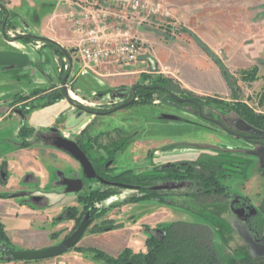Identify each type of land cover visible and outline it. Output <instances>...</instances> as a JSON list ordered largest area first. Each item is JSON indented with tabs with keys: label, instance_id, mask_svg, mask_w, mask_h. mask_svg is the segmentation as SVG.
<instances>
[{
	"label": "rangeland",
	"instance_id": "374dc122",
	"mask_svg": "<svg viewBox=\"0 0 264 264\" xmlns=\"http://www.w3.org/2000/svg\"><path fill=\"white\" fill-rule=\"evenodd\" d=\"M14 1L10 0L9 3ZM44 1L49 2L50 0L42 2ZM151 1L160 2L171 12V16L168 17L170 23L161 26L159 20H156L149 26L148 31L153 37L162 42H173L177 39V35L180 34L186 38L189 34L207 55L209 54L203 45L210 49L214 55L210 58L217 64L222 74L223 68L228 70V78L223 74L225 83L222 87L218 86L216 91L209 93L194 92L161 74L155 76L172 80L168 83L175 89L176 96L204 101V111L212 114L215 118H220L230 129H239L244 120L242 114L235 109L236 104H243L253 113L264 115V60L261 59L257 65V78L254 81H243V70H241L243 41L246 43L250 39L243 38V34L245 31L252 30L264 32V0H209L212 2L210 5L212 8L205 9V11L203 9L209 8L208 5L195 4L192 1L188 2L189 0ZM183 1L188 4L181 6L183 9L182 19L173 18V14L178 10L176 3L182 4ZM198 10L199 12L203 11V14L196 15ZM256 12L258 14L255 17ZM2 16L0 13V18ZM161 18L164 19V17ZM13 22L17 27L9 31L11 36H17V32L22 31L21 28L31 35H39L31 20L20 15ZM194 32L199 34L209 47ZM3 38V24L2 26L0 24V45L4 43L3 46H6L7 44L2 41ZM3 46L1 45V47ZM15 46L30 55L34 66L31 63L32 65L29 64L25 68L10 70L0 67V106H8L16 93L25 94L35 87L46 85L52 81L51 76L57 69V57L51 47H41L22 41H18ZM42 68L46 71V75ZM118 92L115 91L111 94L109 99L101 94L80 100L87 104L88 108L112 109L114 111L121 109L120 103H116L119 98ZM160 95L152 97L153 105L130 107L114 115L92 116L88 112H81V117L75 118L73 111L69 115L68 111H64V108H36L27 117V122L39 129L53 124L63 134H69L75 130V134H78L85 124L89 125V134H95L97 130L121 127L131 136L129 147L113 148L114 145L111 144L114 142L113 140H110L108 144L107 140H104V146L107 144L104 151L95 146L89 148L90 155L94 158L100 157L99 160L106 164V169L110 170L112 174L115 169L117 173L126 169H132L135 173H146L157 165L166 164L168 160H184L185 163H193L198 159L219 154L223 150L232 154H240L243 156V160L250 162L249 167L243 168V177L234 174L233 176L236 177L225 181L231 188V198L214 203L202 202L194 196L186 195L169 196L164 202L136 201L141 198L138 196L139 192L110 188L118 192V195L89 201V204L102 210L103 213L84 234L82 244L86 242L89 249L92 250L80 252L93 254L95 253L94 249L115 255L127 251L131 254H146L151 246L146 243V239L154 236L150 230L155 232V236L160 237L167 224L175 220H185L208 224L212 228L216 247L226 263L234 258L264 257V212L262 210V205L264 206V168L260 167L262 160L258 156L249 154L251 150L247 149H251L252 144L241 142L236 144L237 139L229 134H223L221 129L210 124V129L221 134L213 135L208 128L203 126L201 120L196 119L199 115L196 114L195 117L194 110L189 105L183 104L177 109L170 107L171 105L165 101L163 105H160L162 103L158 101L166 97L164 94ZM164 105L165 107H163ZM71 116L73 121L66 126L67 119ZM189 119L199 123L196 124ZM78 123L82 125L77 129L73 128L74 131L67 128ZM17 126L14 123L0 132V140L3 137H8L10 141L16 139ZM246 131L251 132L250 129ZM90 145L92 146V144ZM7 146L11 147L12 143L6 142L4 147L7 148ZM255 147L260 150L263 146L258 144ZM12 150L15 149H8L10 160ZM57 151L59 150L41 146L15 150L12 157H17L21 164H24V169H20L19 162L15 164L14 161H9L11 163V179L7 184L8 187L4 190L6 195L18 191L17 182L21 177L24 178L26 163L32 158L39 161V164L34 165L39 172L36 182L41 191L51 187L48 183L53 178V170L55 179L57 178L56 170L61 174H67L70 167V170H73L72 166L74 165L76 166L75 170L78 169L77 164L71 161L66 154ZM1 153H3L2 150ZM110 159L116 163L106 161ZM87 185L89 188H107L96 181H87ZM26 200L28 199H0V222L7 234L6 237L0 236V244L3 243L15 250L35 249L47 246L50 241L48 237L52 235H55L57 240L61 239L74 226L73 220L61 221L56 218L54 223L51 222V216L53 214L58 216L61 207L65 205L64 197H55L56 212L48 208L46 203L35 205L31 201L26 202ZM25 204L32 205L35 211L33 212ZM71 204H74V201ZM46 242L47 244H45ZM79 245L75 250L70 251V257L78 255ZM67 258L69 256L56 257L43 262H52V264H73L75 262L73 259L68 260ZM89 258L96 257L89 256ZM89 258L77 262L79 264L103 262L101 259L93 262ZM0 260L14 262L3 256L1 250Z\"/></svg>",
	"mask_w": 264,
	"mask_h": 264
},
{
	"label": "flooded vegetation",
	"instance_id": "af4514ba",
	"mask_svg": "<svg viewBox=\"0 0 264 264\" xmlns=\"http://www.w3.org/2000/svg\"><path fill=\"white\" fill-rule=\"evenodd\" d=\"M10 0H0V13L3 15L2 18H0V24L2 26L3 24V33L4 38L2 39L3 42H5L7 45L3 46L4 43L0 45V50L2 51H15V52H21L24 53L19 49V47L15 46V44L18 43V41L26 42L28 44H34V45H40L41 47H51L53 53L57 55L60 59L63 57L67 58L69 55L66 53V49L63 52L58 51L56 47L49 45L47 42L43 41L41 36L39 35H31L25 31V29L21 28L22 31H18L17 36H11L9 34L10 30L15 29L17 26L14 24L13 20L18 18L20 15L18 13H14L9 10L8 5ZM20 28V27H18ZM23 36H30L31 39L26 40L23 38ZM26 54V53H24ZM28 56V62L27 66L33 62L32 58L29 54H26ZM59 59H57L58 61ZM37 61V60H36ZM33 64V63H32ZM31 64V65H32ZM59 64V61H58ZM34 66V64H33ZM4 70H10V69H21L17 67H9V66H1ZM24 67V68H25ZM158 76H143L139 81H137L135 84H133L129 89L127 90H121L118 92V97L116 103H120L119 107L121 106V109L118 110H102L100 108L92 109L88 108L87 104H84L82 100L87 98V95L78 97L77 95H74L73 93L76 91V84L74 79L70 78L69 76L60 75L58 79L49 81L44 86H38L35 87L33 90H31L28 93H16L13 100L8 104V106H0V132H3L8 127L13 125H18V131H17V137L16 139H13L10 141L8 137H3L0 140V151L2 150L3 153L0 154V199H6V198H24L28 199L26 202L34 203L35 205H38L39 203H46V206L53 210V212H56L57 206L55 204V197H64V203L65 205L61 207V212H58V216L52 215L51 216V222L54 223L55 220H73L74 226L70 230L68 234H66L61 239L57 240V237L55 235H52L48 237L50 240L49 243L47 242V246L43 247H37L36 249H42L45 247H50L54 245H58L61 242H63L65 239L70 237L79 227V225L85 220L89 219L90 223L86 230L91 226L94 221L97 218H100L102 216L103 211L96 209L95 206L88 205V197H101V196H113L118 195V192L115 190H112L110 188L120 189V190H133L137 191L140 194L138 196H141L142 199L140 200H155L158 202H164L167 197L173 196V195H186V196H194L198 200L202 202H209L214 203L217 201H225L227 199L231 198V188L229 185L225 183V181L231 177H236L237 175L243 177V156L240 154H232L229 151L223 150L219 154H214V156H209L205 159H210L213 163L214 170L217 172L216 177L229 189L228 194L224 195H213L212 197H208V199L204 198V195L202 194V190L200 188V183L198 180V176L195 178H186L184 177L183 173V167L182 165L185 163L184 160H168L166 164H161L153 167L146 173H135L132 169H126L121 172L114 171V174L110 172V170L106 169V164L103 163L101 160H99L100 157L94 158L90 155V149L91 147H97L101 148L102 151H104V147L110 142V140H113L114 142H111L114 146L113 148L122 149L125 147H129L131 144V136H129L124 129L121 127H114L110 130H97L95 134H89V125L85 124L80 132L78 134H75L76 130L74 129L79 128L82 124L78 123L75 126L72 125L70 127H67L69 130H72L74 132L69 134H63L62 132L58 130L59 128L54 127L53 124L47 126L46 128L39 129L36 126L30 124L27 122V117L30 115L31 111L36 108H50L58 103L63 102L65 107L64 111H68L69 115L70 113H73V117L80 118L82 114L81 112H88L92 116H100V115H114L119 111H124L127 108L130 107H137L142 105H153L150 103H141L143 99L147 98V96L150 97L149 92L151 93V98L156 96H161L160 94H164L166 97L163 100H160L158 102H161L163 105V102L165 101L167 104L171 105L170 107L178 108L179 106L183 104H187L191 107V109L194 110L191 111L195 114V117L197 115L198 120H201L203 126L209 129V131L216 136L221 135L220 133H216L212 129H210V124L214 127H218L222 130L223 134H229L233 136L238 141H235L241 143H248L252 144L251 149L255 148L256 145L263 143L264 140H258L254 139L256 138L254 135L248 133L246 130L250 129H243V123L239 127V129H230L223 121L219 118H215L212 114L206 113L204 111V104L205 102H200L193 99H187V98H181L175 95V89H173L168 82L166 81H157ZM66 79V83L63 84V80ZM64 87L67 88V93L64 91ZM47 89V92H55L59 91L62 93L63 97L59 99L58 101L54 103H47L42 99L43 96H45V93H38L35 94L36 91ZM163 96V95H162ZM122 97V98H121ZM153 100V99H151ZM113 103V102H112ZM103 104V102H102ZM101 107V106H99ZM165 107V105L163 106ZM177 111V110H175ZM110 112V113H108ZM197 114V115H196ZM243 117V115H241ZM72 116L67 119L66 126L72 123L73 118ZM194 117V118H195ZM196 124L199 122L189 119ZM11 122V123H10ZM64 137L66 139H69L73 142H75L80 149L85 153L87 158L89 159L96 176L89 178L87 173L84 170L83 165L79 160H77L73 155L66 152L63 149L58 148L55 145V140L57 137ZM221 137V136H220ZM104 140H107V144L104 146ZM244 141V142H243ZM6 142L12 143V146L4 147ZM115 143V144H114ZM92 144V146L90 145ZM117 145V146H115ZM241 145V144H238ZM51 147L58 149L62 152H64L74 163L77 164L78 169L75 170L76 166L73 170H70L67 174H61V172L56 170V176L57 178L54 179V170L52 173L53 178L49 181L48 185L51 186L47 189H39V184H37L36 180L39 178V172L35 168L34 164H39L38 159L32 158L30 161L26 163V174H24V178H20L17 182V187L19 188L18 191L9 193L6 195L5 188H7V184H9V181L11 179V163L9 161H14L15 164L19 162L20 169H24V164H21L19 159L17 157H12L15 153V150H20L23 148H35V147ZM90 148V149H89ZM5 149V151H4ZM7 149V150H6ZM8 149H15L10 152L11 154V160L9 159V152ZM234 156V158H232ZM39 158V156H38ZM46 159V158H45ZM205 159H198L197 163L201 160ZM234 160L235 166H231V160ZM105 160V159H104ZM110 162H115L113 159L106 160ZM116 163V162H115ZM221 163V165H220ZM219 164V166L217 165ZM71 166V165H70ZM232 168H235V170L239 172H232ZM112 171V172H113ZM22 174V176H23ZM236 176H233V175ZM50 176V175H49ZM65 180H73L71 183H65ZM81 181V182H79ZM87 181H96L100 184L106 186V189H101L99 187L96 188H89L87 185ZM56 185V186H55ZM78 186H81L80 189L76 190L73 188H76ZM71 188V189H69ZM41 192V193H40ZM44 192V193H42ZM135 197V196H134ZM139 200V201H140ZM72 201H74V204H71ZM23 207L24 205H20ZM26 207L31 209L33 212L35 211V208L30 204H25ZM44 206V207H46ZM57 218V219H56ZM177 221H185V220H175L172 222ZM170 222V223H172ZM185 222H191V221H185ZM196 223V222H192ZM204 224V223H203ZM85 230V232H86ZM84 232V234H85ZM150 233L153 234V237H149L146 239V243H149V240L153 238L154 240L160 241L163 239L165 231L163 229L162 235L160 237L155 236V232L153 230H150ZM84 234L80 238V240L75 244L69 251L64 252L62 254L49 257L46 259H40V260H32V261H49L56 257H63V256H69L67 258L68 260L73 259L75 262L73 264H79L77 261H83L91 257H95V253L93 254H86L81 253L80 251H87L89 249V245L84 242ZM7 235V234H6ZM80 244V245H79ZM79 245V252L78 255H72L70 254V251L75 250L76 247ZM26 250V249H23ZM3 256L6 258L8 257L7 254L3 251ZM124 253V252H123ZM122 252L118 253V255H115L113 253H105L107 256L115 259L114 261H107L103 258H89V260L98 261L99 259L103 260V262H97L96 264H137L135 261V257L138 254H130L124 256ZM9 259V258H8ZM10 260V259H9ZM72 260V261H73ZM55 264V263H54ZM92 264V263H91Z\"/></svg>",
	"mask_w": 264,
	"mask_h": 264
},
{
	"label": "crops",
	"instance_id": "0c3cea01",
	"mask_svg": "<svg viewBox=\"0 0 264 264\" xmlns=\"http://www.w3.org/2000/svg\"><path fill=\"white\" fill-rule=\"evenodd\" d=\"M42 1L15 0L8 5V8L10 11L31 20L33 26L38 30L39 36L49 38L66 49L69 53L68 59L65 57L60 59L56 55L59 64L51 78L54 81L63 74L71 79L73 78L77 86L73 94L78 97L102 94L103 97L109 99L115 91L129 89L143 76L160 74L197 93L214 92L218 86L222 87L225 83L223 74L217 64L189 34L185 38L178 33L177 39L173 42H162L153 37L151 32L148 31L149 26L156 20H159L160 25L163 26L165 23H170V18L155 17L150 20L124 13V18H122L121 23H118L120 26H116V20L111 18L110 25L114 28V31H111L110 37L113 39L121 37L141 39L145 48L143 54L138 61L133 63L103 62L94 66H85L82 60L75 55L81 37L79 32L75 30V25L77 22H82L85 26H94L99 20H93L90 11L95 10L89 5L88 0ZM191 1L195 4L208 5L209 8L205 7L204 11L212 8L210 7L212 2L209 0H189L188 2ZM183 2L182 4L176 3L178 10L173 14V18L182 19L183 9L181 6L188 4L186 1ZM185 11L189 12L188 10ZM202 14L203 11L199 12V10L196 13V15ZM257 14L256 12L255 17ZM194 33L201 38L199 34ZM243 38H250L246 43L243 41V66H241V70L245 71L258 65L261 59L264 60V32L262 30L245 31ZM201 40L205 42L202 38ZM205 44L207 45L206 42ZM155 69L158 70L155 71ZM42 70L45 74L46 71L43 68ZM64 105L66 104L61 102L52 107L63 109ZM53 150L55 149L53 148ZM57 152L64 153L60 150ZM23 220L25 221V219ZM26 221L29 220L26 219ZM0 264H52V262H9L0 260Z\"/></svg>",
	"mask_w": 264,
	"mask_h": 264
},
{
	"label": "trees",
	"instance_id": "16d2710c",
	"mask_svg": "<svg viewBox=\"0 0 264 264\" xmlns=\"http://www.w3.org/2000/svg\"><path fill=\"white\" fill-rule=\"evenodd\" d=\"M24 39H31L30 36H23ZM43 41L47 42L49 45L57 48L58 51L63 52V49L58 43L47 39L46 37H41ZM209 56H214L210 49L203 45ZM67 53V51H66ZM258 66L255 65L251 70H245L242 73V78L244 81H254L257 78ZM223 74L228 78V70L223 68ZM172 81L162 76L157 77V81ZM45 93L42 97L44 101L49 104L54 103L63 97L62 93L59 91L47 92V89L38 90L35 94ZM151 93L149 96L143 99L141 103H150L152 100ZM235 109L243 115V119L253 128L257 130H264V115H257L253 113L248 107L243 104H236ZM110 113V112H108ZM255 135L254 132H251ZM254 139L262 140L263 138L256 137ZM234 158V156H232ZM231 166L234 167V160H231ZM250 162L248 160H243V168L249 167ZM219 166V164H217ZM221 165V163H220ZM213 163L210 159L201 160L200 162L184 163L183 173L186 178H197L200 183V188L204 198L212 197L213 195H224L228 194V187L224 185L218 177H216L217 172L214 170ZM232 172H236L235 168H232ZM238 172V171H237ZM101 197H88L89 201L94 199H102ZM142 198H138L139 201ZM262 210L264 212V206L262 205ZM164 237L162 240L157 241L151 238L149 244L151 245L146 254H138L135 257L137 264H264V257L259 258H234L230 262L226 263L214 241V232L208 224L203 223H192L185 221H177L167 224L164 227ZM0 236L6 237L4 232V226L0 222ZM3 247H7L3 243L0 244V250ZM92 250V249H89ZM95 251L96 258H103L107 261H114L115 259L107 256L104 252L98 250ZM131 253L124 252V256H128Z\"/></svg>",
	"mask_w": 264,
	"mask_h": 264
},
{
	"label": "built area",
	"instance_id": "2783aa9c",
	"mask_svg": "<svg viewBox=\"0 0 264 264\" xmlns=\"http://www.w3.org/2000/svg\"><path fill=\"white\" fill-rule=\"evenodd\" d=\"M95 11H90L93 20H99L94 26H85L77 22L75 30L81 35L75 55L85 66H94L103 62L133 63L140 59L145 48L143 41L136 37H110L114 29L111 18L120 26L123 14L139 16L152 20L155 17L168 18L170 10L158 1L151 0H88ZM114 31V30H113Z\"/></svg>",
	"mask_w": 264,
	"mask_h": 264
},
{
	"label": "water",
	"instance_id": "95a60500",
	"mask_svg": "<svg viewBox=\"0 0 264 264\" xmlns=\"http://www.w3.org/2000/svg\"><path fill=\"white\" fill-rule=\"evenodd\" d=\"M67 54L69 55V53ZM27 62H28V56L24 53L0 50V65L1 66L24 68L27 65ZM65 83H66V79L63 80V84ZM64 91L65 93H67L66 87H64ZM247 128H250L251 132H254L256 137L263 138L262 140H264V130L253 129L245 120H243V129L245 130ZM54 143L58 148L65 150L66 152L73 155L77 160H79L81 164L83 165L84 170L87 173L89 178L96 176V173L89 159L87 158L85 153L80 149V147L75 142L60 136V137H57ZM260 145L263 146L261 147V149L263 150L260 149L261 152L256 147L253 149H247V150H251L249 154L256 155L260 158V160H262L260 162V167L264 168V142L260 143ZM71 181L73 180H70V181L65 180V183L68 184V183H71ZM80 188L81 186H78L73 189L78 190ZM89 223H90V220L85 219L70 237H68L67 239H65L63 242H61L58 245L45 247L42 249H36V250H33V249L15 250L9 247H3V251L7 254L8 258L12 261H32V260H40V259H46L49 257H53V256L69 251L75 244H77V242L80 240V238L84 234Z\"/></svg>",
	"mask_w": 264,
	"mask_h": 264
}]
</instances>
